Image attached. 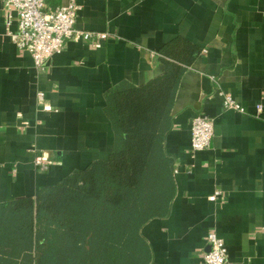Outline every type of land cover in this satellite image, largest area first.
<instances>
[{"label": "crops", "instance_id": "0c3cea01", "mask_svg": "<svg viewBox=\"0 0 264 264\" xmlns=\"http://www.w3.org/2000/svg\"><path fill=\"white\" fill-rule=\"evenodd\" d=\"M77 1V26L108 31L107 40L100 47L67 40L40 70L17 47V20L6 23L0 0V203L35 198L107 158L116 134L106 92L163 73L168 63L156 52L182 37L200 51L184 66L165 137L172 200L141 234L157 264H205L210 231L224 238L226 264H264V0ZM39 92L53 109L38 105ZM225 95L243 110L224 109ZM197 113L213 119L214 136L209 148L193 151Z\"/></svg>", "mask_w": 264, "mask_h": 264}, {"label": "trees", "instance_id": "16d2710c", "mask_svg": "<svg viewBox=\"0 0 264 264\" xmlns=\"http://www.w3.org/2000/svg\"><path fill=\"white\" fill-rule=\"evenodd\" d=\"M200 48L182 37L157 56L163 73L106 92L116 134L107 158L91 161L36 197L0 203V264H157L141 234L172 200L173 160L165 151L181 74Z\"/></svg>", "mask_w": 264, "mask_h": 264}, {"label": "built area", "instance_id": "2783aa9c", "mask_svg": "<svg viewBox=\"0 0 264 264\" xmlns=\"http://www.w3.org/2000/svg\"><path fill=\"white\" fill-rule=\"evenodd\" d=\"M2 8L8 25L17 20V29L13 32L17 47L31 53L35 66L40 70L44 69L46 61L52 55L63 49L67 40L87 41L94 47H100L109 36L108 31L77 26L78 13L82 9L77 0L59 5H52L47 0H3ZM38 105L45 110L53 109L43 92L38 93ZM223 108L243 110L240 103L230 95H225ZM213 136V119L197 113L191 122V149L199 151L209 148ZM44 162V156L37 157L38 164ZM215 197V194L210 196L211 199ZM207 242L210 248L203 253L204 263L226 264L228 251L224 238L216 231H210Z\"/></svg>", "mask_w": 264, "mask_h": 264}]
</instances>
